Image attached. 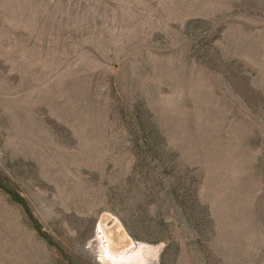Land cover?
Instances as JSON below:
<instances>
[{
  "label": "rangeland",
  "instance_id": "1",
  "mask_svg": "<svg viewBox=\"0 0 264 264\" xmlns=\"http://www.w3.org/2000/svg\"><path fill=\"white\" fill-rule=\"evenodd\" d=\"M0 264H264V0H0Z\"/></svg>",
  "mask_w": 264,
  "mask_h": 264
},
{
  "label": "trees",
  "instance_id": "2",
  "mask_svg": "<svg viewBox=\"0 0 264 264\" xmlns=\"http://www.w3.org/2000/svg\"><path fill=\"white\" fill-rule=\"evenodd\" d=\"M11 196H12V194H11ZM13 199L15 200V201H18V199L16 198V195H13ZM21 201V200H20ZM19 204H21L22 206H25L24 208H26L27 207V205H26V203L25 202H23V200H22V202H18ZM28 208V207H27ZM27 211H28V209H27ZM33 227L35 228V230L38 232V233H42V229H41V226L38 224V222L36 221V220H33Z\"/></svg>",
  "mask_w": 264,
  "mask_h": 264
},
{
  "label": "bare ground",
  "instance_id": "3",
  "mask_svg": "<svg viewBox=\"0 0 264 264\" xmlns=\"http://www.w3.org/2000/svg\"><path fill=\"white\" fill-rule=\"evenodd\" d=\"M107 254H109V253H107ZM118 258V257H117ZM116 260V259H115Z\"/></svg>",
  "mask_w": 264,
  "mask_h": 264
}]
</instances>
